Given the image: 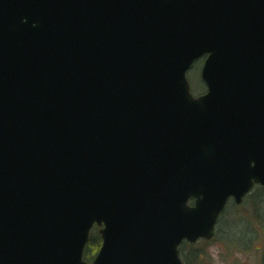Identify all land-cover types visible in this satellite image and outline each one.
<instances>
[{
  "label": "water",
  "instance_id": "1",
  "mask_svg": "<svg viewBox=\"0 0 264 264\" xmlns=\"http://www.w3.org/2000/svg\"><path fill=\"white\" fill-rule=\"evenodd\" d=\"M254 182L264 0H0V264H183Z\"/></svg>",
  "mask_w": 264,
  "mask_h": 264
},
{
  "label": "rangeland",
  "instance_id": "2",
  "mask_svg": "<svg viewBox=\"0 0 264 264\" xmlns=\"http://www.w3.org/2000/svg\"><path fill=\"white\" fill-rule=\"evenodd\" d=\"M201 64L196 62L187 73L190 90L194 95H199L205 91V86L200 80ZM255 195L258 198L252 201V196ZM252 202L259 203L264 211V188L254 187L241 204L234 206L232 201L228 203L227 211L220 217L221 219H219L216 226V239L214 238L215 240L206 243H199V248L202 250L200 264H264V260H262L264 254V224L262 225L256 215L253 214L254 205H252ZM239 220H243L245 232L248 231L246 238L248 246L241 252L226 249L223 246L224 244H221V237H219L220 233L218 232L224 222L227 237L231 238V235L233 237L236 235L235 231L242 224ZM226 234L222 233L223 236H226Z\"/></svg>",
  "mask_w": 264,
  "mask_h": 264
},
{
  "label": "trees",
  "instance_id": "3",
  "mask_svg": "<svg viewBox=\"0 0 264 264\" xmlns=\"http://www.w3.org/2000/svg\"><path fill=\"white\" fill-rule=\"evenodd\" d=\"M258 197L257 195L252 196V201L256 200ZM252 205H254V209H253V214L256 215V217L258 218V220L261 222V224H264V211L261 208V206L259 205V203H255L252 202ZM238 210V209H237ZM261 212H263L261 214ZM239 217V216H238ZM242 217V216H240ZM242 224H241V228L237 229L236 235H234L231 238L227 237L226 234V229L224 228V222L222 223V227L219 228V237H221V244L226 248V249H232L233 251H237V252H241L244 251L248 244L246 243V238H247V234L248 231L245 232V227H244V222L243 220H239ZM222 233H225L226 236H223ZM242 235V236H241ZM217 237V238H219ZM216 239V238H215ZM213 239V240H215ZM199 243H206V242H198L195 245H190L186 242L182 243L179 251H180V256L182 258V261L184 262V264H200L201 262V258H202V250L201 248H199ZM100 244V238L98 236L97 233H94L90 239V242L86 248V258L89 259L98 249ZM262 260H264V254L262 257Z\"/></svg>",
  "mask_w": 264,
  "mask_h": 264
}]
</instances>
